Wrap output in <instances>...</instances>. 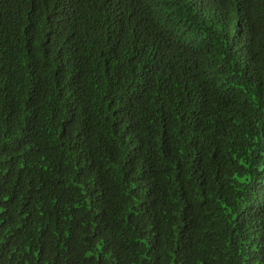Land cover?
I'll return each instance as SVG.
<instances>
[{"label":"trees","instance_id":"16d2710c","mask_svg":"<svg viewBox=\"0 0 264 264\" xmlns=\"http://www.w3.org/2000/svg\"><path fill=\"white\" fill-rule=\"evenodd\" d=\"M0 264H264V0H0Z\"/></svg>","mask_w":264,"mask_h":264}]
</instances>
